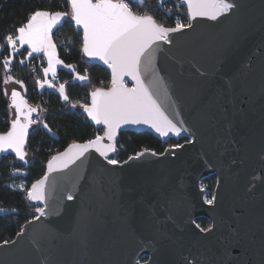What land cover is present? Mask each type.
Segmentation results:
<instances>
[{"label":"water","instance_id":"95a60500","mask_svg":"<svg viewBox=\"0 0 264 264\" xmlns=\"http://www.w3.org/2000/svg\"><path fill=\"white\" fill-rule=\"evenodd\" d=\"M230 2L238 7L215 21L196 18L155 52L166 88L158 99L180 136H160L144 124L122 125L116 136L147 132L163 142H192L117 166L90 150L49 174L46 215L0 244V264H184V257L196 264H264V0ZM83 57L111 79L102 61ZM6 155L26 164L11 150L0 153ZM209 176L216 180L211 205L201 191ZM200 218L210 231L196 228Z\"/></svg>","mask_w":264,"mask_h":264},{"label":"snow or ice","instance_id":"6c2138e0","mask_svg":"<svg viewBox=\"0 0 264 264\" xmlns=\"http://www.w3.org/2000/svg\"><path fill=\"white\" fill-rule=\"evenodd\" d=\"M163 2L164 0H160L161 4ZM133 3L142 6L145 0H62L58 5L50 4L30 12L26 22L16 27L13 33L7 34L4 43L0 45V48L10 49L9 55L3 59L2 66L6 70L12 64L13 54L18 53L24 46H27L25 49L27 57H32L34 53L43 54L47 67L43 68L44 79L37 81L41 88L45 85L49 88L55 87L53 81L56 79L58 65L72 70L75 73L73 77L75 80L90 82L88 75L79 74L74 65L66 64L59 58L57 45L53 40L54 29L62 27L64 23L74 24L75 30L82 33L83 55L102 61L111 71L108 85L94 87L89 93L90 103L80 105L91 121L103 126V135L97 134L84 143L73 142L63 152L53 155L48 160L47 172L26 190L28 200L45 204V207L35 208V212L39 213L38 216H34L35 220L46 215V185L49 174L68 168L90 150L103 157L108 165L117 166L121 163L115 158H110L109 153L117 151L115 143L117 130L122 125L144 124L153 128L160 136H168L170 133L180 136L182 128L166 114V109L158 99V93L164 85L163 78L153 64L155 52L161 44H172L173 34L192 28L191 21L196 18L206 17L215 21L238 7L230 0H182L188 22L183 23L177 19L174 26L169 27L158 22L147 11L143 13L134 11L131 6ZM53 8L64 10H52ZM19 63L23 65L25 60L21 59ZM49 74L51 80L48 79ZM125 77L133 82L132 87L127 86ZM12 80L13 77L8 75L4 79V84ZM15 83L23 87L22 81L16 80ZM57 91L63 100H69L64 83L59 84ZM164 91L166 92V88ZM5 95H8L7 91ZM10 107L15 110L14 118L11 119L8 130L0 133V153L11 150L19 160L25 161L29 128L37 123L32 119V114L37 108L30 106L15 89L11 91ZM44 127L48 128V125L44 124ZM183 147L184 145L180 144L172 146L173 149ZM146 153H149V150L137 152L135 156H129L128 161L139 159ZM150 155L157 156L164 153L151 151ZM128 161L124 163L127 164ZM20 187L24 186L20 185ZM201 191H204L203 185ZM67 199L71 201L74 197L69 194ZM215 200L216 196L213 195L211 199H205V203L211 205ZM196 228L202 232L210 231L200 228L199 224H196ZM22 232L17 235H21ZM8 243L9 241H4L5 245ZM184 264H196V262L184 257Z\"/></svg>","mask_w":264,"mask_h":264},{"label":"trees","instance_id":"16d2710c","mask_svg":"<svg viewBox=\"0 0 264 264\" xmlns=\"http://www.w3.org/2000/svg\"><path fill=\"white\" fill-rule=\"evenodd\" d=\"M62 0H0V45L4 43L7 34L14 32L16 27L26 22L30 12L37 8H43L50 4H60ZM134 11L143 13L147 11L154 18L165 26H174L179 19L187 23L186 10L180 0H145L142 6L131 5ZM171 9V11H168ZM52 10H64L56 9ZM81 32L75 30L74 24L64 23L53 32V40L57 45V52L60 59L66 64L75 66L76 72L81 75H88L90 82L78 81L73 77L75 73L66 68H59L56 73L55 86L65 84L68 101L63 100L57 90H40L37 79H41L43 62L41 58L32 56L30 60L34 63V70L19 61L26 59L27 52L21 49L13 54L12 64L5 69L3 59L9 55L10 49L0 48V133L9 128L13 119V111L9 106L8 95H5L6 76L13 77L12 82L22 81L23 87L17 84L31 106L39 108V115L35 119L31 132L27 139L26 164H20L11 155L0 157V244L4 241H11L21 230L23 224L35 216L36 205L30 204L27 200L26 190L37 179L45 173V166L48 160L55 154L63 151L69 144L84 143L95 135H102V129L95 128L81 114V104L88 103L89 93L94 87L107 86L110 75L104 68L90 63L83 57L81 51ZM103 82V83H102ZM75 105V107H73ZM48 125V128L44 127ZM187 139H169L160 141L147 132H121L116 140L117 151L112 156L123 162L129 156L137 152L155 151L162 153L166 148L176 144H182ZM19 169V171H16ZM22 183L23 190L11 189L9 183ZM215 177L209 176L201 181L204 186L205 197L211 199L215 187ZM196 224L200 228L207 229L209 222L206 219H197Z\"/></svg>","mask_w":264,"mask_h":264},{"label":"crops","instance_id":"0c3cea01","mask_svg":"<svg viewBox=\"0 0 264 264\" xmlns=\"http://www.w3.org/2000/svg\"><path fill=\"white\" fill-rule=\"evenodd\" d=\"M55 30V29H54ZM54 32V31H53ZM27 48V46H24V48H21V49H26ZM20 49V50H21ZM33 56H35V57H39V58H41V60H42V62H43V67H42V70H41V79L40 80H43L44 79V74H43V68L44 67H47V62H46V59L45 58H43V54L41 53V54H33ZM59 68H65V67H63L62 65H58L57 66V70L59 69ZM66 69H68V68H66ZM69 70V69H68ZM48 79L49 80H51L52 79V77H51V74H49V76H48ZM56 80V79H55ZM55 80L53 81V83L55 84ZM17 88H19V87H15L14 89H17ZM39 89L40 90H45V89H47V90H57L58 88L55 86L54 88H49L47 85H45L43 88H41L40 86H39ZM11 90H13V88L12 89H10V91H9V93L11 92Z\"/></svg>","mask_w":264,"mask_h":264},{"label":"rangeland","instance_id":"374dc122","mask_svg":"<svg viewBox=\"0 0 264 264\" xmlns=\"http://www.w3.org/2000/svg\"><path fill=\"white\" fill-rule=\"evenodd\" d=\"M15 87H18V85L12 81H10L8 84H6V89H7V93H9L10 89H14ZM40 113V111H39ZM20 185H23L22 183H9L8 186L11 188V189H17V190H23V188L20 187ZM24 186V185H23ZM206 198V197H205ZM207 199V198H206Z\"/></svg>","mask_w":264,"mask_h":264},{"label":"built area","instance_id":"2783aa9c","mask_svg":"<svg viewBox=\"0 0 264 264\" xmlns=\"http://www.w3.org/2000/svg\"><path fill=\"white\" fill-rule=\"evenodd\" d=\"M20 51V50H19ZM31 57H26L25 59V63L27 66H29L32 70H34V63L32 60H30ZM40 80V79H37V81Z\"/></svg>","mask_w":264,"mask_h":264},{"label":"flooded vegetation","instance_id":"af4514ba","mask_svg":"<svg viewBox=\"0 0 264 264\" xmlns=\"http://www.w3.org/2000/svg\"><path fill=\"white\" fill-rule=\"evenodd\" d=\"M205 199H206V198H205ZM140 261H141V262H145V261H146V258H142Z\"/></svg>","mask_w":264,"mask_h":264}]
</instances>
